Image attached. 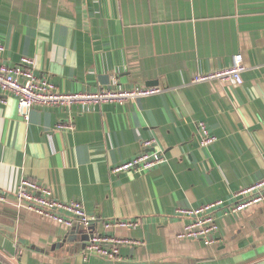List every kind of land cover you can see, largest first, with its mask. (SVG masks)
Masks as SVG:
<instances>
[{
  "label": "crops",
  "instance_id": "crops-1",
  "mask_svg": "<svg viewBox=\"0 0 264 264\" xmlns=\"http://www.w3.org/2000/svg\"><path fill=\"white\" fill-rule=\"evenodd\" d=\"M0 44V63L31 57L61 92L165 89L124 104L37 105L28 119L15 96L0 103V192L30 178L58 200L81 201L92 218L67 228L0 202V264H264V203L218 211L220 242L210 246L179 239L176 213L234 203L264 178V0H0ZM234 54L246 66L242 84H191ZM201 122L216 136L211 145L199 143ZM150 138L161 164L112 174ZM116 219L139 225L105 226ZM72 229L79 238L54 249ZM93 234L142 243L109 260L83 247Z\"/></svg>",
  "mask_w": 264,
  "mask_h": 264
},
{
  "label": "built area",
  "instance_id": "built-area-1",
  "mask_svg": "<svg viewBox=\"0 0 264 264\" xmlns=\"http://www.w3.org/2000/svg\"><path fill=\"white\" fill-rule=\"evenodd\" d=\"M4 46L0 44V51ZM246 66L240 54L231 57V64L223 68L199 72L191 84L204 82H227L240 85L244 82L243 74ZM164 88L158 86H134L131 88H100L96 91L61 92L56 85L46 78L38 77L34 72V59L23 56L15 65L0 63V103L6 104L9 95L18 100V108L28 119V111L34 106H91L103 103L115 102L124 104L133 102L138 98L161 94ZM59 128L71 127L68 123L58 125ZM200 133L199 143L203 146L211 145L216 141L207 125L198 124ZM157 145L155 138L146 140L145 149L135 157L111 166L112 174L132 173L144 174L161 164L165 158L162 150H150ZM236 201L227 204L223 200H215L200 206L181 208L177 215L183 222L182 230L178 233L179 239L195 240L204 246L218 244L220 242V226L216 213L222 211L226 216L237 214L248 208L264 203V178L250 186L241 188L235 193ZM0 202L25 207L28 211L37 214L67 228L76 224L89 227L92 218L88 215L81 201L63 202L53 197L52 191L35 180L22 177L17 189L12 194L0 192ZM139 225V221L131 219H116L105 224L107 228L133 227ZM125 243L141 244L134 239H123L106 234H93L87 244V250L109 260L120 259V247ZM23 252V250H20Z\"/></svg>",
  "mask_w": 264,
  "mask_h": 264
},
{
  "label": "water",
  "instance_id": "water-1",
  "mask_svg": "<svg viewBox=\"0 0 264 264\" xmlns=\"http://www.w3.org/2000/svg\"><path fill=\"white\" fill-rule=\"evenodd\" d=\"M78 234L79 233L76 231V229H72L69 232L68 236L65 238L64 242H62V243H55L53 245V248L55 249L57 247H61L62 245L65 246V243H71L73 241H76L79 238V236L77 237ZM89 239L90 238H88V236H86V238H82V242H83V247L84 248L87 246V242H89ZM79 240H81V238Z\"/></svg>",
  "mask_w": 264,
  "mask_h": 264
},
{
  "label": "rangeland",
  "instance_id": "rangeland-1",
  "mask_svg": "<svg viewBox=\"0 0 264 264\" xmlns=\"http://www.w3.org/2000/svg\"><path fill=\"white\" fill-rule=\"evenodd\" d=\"M62 248H63V245H62Z\"/></svg>",
  "mask_w": 264,
  "mask_h": 264
}]
</instances>
